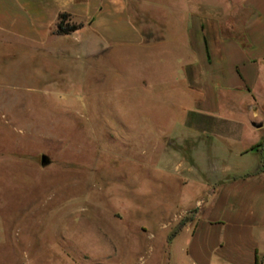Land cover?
Masks as SVG:
<instances>
[{
    "label": "rangeland",
    "instance_id": "374dc122",
    "mask_svg": "<svg viewBox=\"0 0 264 264\" xmlns=\"http://www.w3.org/2000/svg\"><path fill=\"white\" fill-rule=\"evenodd\" d=\"M18 3L0 0V264H188L173 239L205 193L175 162L211 156L190 127L243 117L185 81L209 0H125L104 30L43 49ZM256 89L264 102V72Z\"/></svg>",
    "mask_w": 264,
    "mask_h": 264
},
{
    "label": "crops",
    "instance_id": "0c3cea01",
    "mask_svg": "<svg viewBox=\"0 0 264 264\" xmlns=\"http://www.w3.org/2000/svg\"><path fill=\"white\" fill-rule=\"evenodd\" d=\"M19 1L20 10L28 9L32 15V35L40 49L54 37L66 41L83 23L94 31L104 30L110 13L126 7L125 0ZM207 10L203 19L193 17L188 27L191 60L185 81L205 110L215 114L225 106L243 117L190 127L194 144L205 137L213 146L211 156L200 149L190 161L175 162L205 194L196 199L195 213L173 241L185 237L188 264H264V102L256 89L264 72V0H241L225 13L209 0ZM64 12L81 27L58 34L59 15ZM69 47L63 46V52Z\"/></svg>",
    "mask_w": 264,
    "mask_h": 264
},
{
    "label": "trees",
    "instance_id": "16d2710c",
    "mask_svg": "<svg viewBox=\"0 0 264 264\" xmlns=\"http://www.w3.org/2000/svg\"><path fill=\"white\" fill-rule=\"evenodd\" d=\"M80 27L81 25L71 22L69 13L64 12L59 15V21H58L56 32L58 34H69L73 31H76ZM185 223L186 222H184L183 225ZM179 230H180V227L179 229L176 230L175 233H178Z\"/></svg>",
    "mask_w": 264,
    "mask_h": 264
},
{
    "label": "water",
    "instance_id": "95a60500",
    "mask_svg": "<svg viewBox=\"0 0 264 264\" xmlns=\"http://www.w3.org/2000/svg\"><path fill=\"white\" fill-rule=\"evenodd\" d=\"M50 162H51V159L49 158L48 155L43 154V155L41 156V164H42V166H47V165L50 164Z\"/></svg>",
    "mask_w": 264,
    "mask_h": 264
}]
</instances>
